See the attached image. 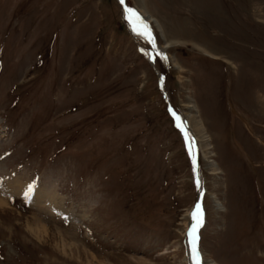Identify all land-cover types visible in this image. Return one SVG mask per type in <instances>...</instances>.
I'll use <instances>...</instances> for the list:
<instances>
[{"label":"rangeland","instance_id":"374dc122","mask_svg":"<svg viewBox=\"0 0 264 264\" xmlns=\"http://www.w3.org/2000/svg\"><path fill=\"white\" fill-rule=\"evenodd\" d=\"M0 167V264H264V0H0Z\"/></svg>","mask_w":264,"mask_h":264},{"label":"bare ground","instance_id":"6f19581e","mask_svg":"<svg viewBox=\"0 0 264 264\" xmlns=\"http://www.w3.org/2000/svg\"><path fill=\"white\" fill-rule=\"evenodd\" d=\"M147 17L150 20V22H156L153 19V17H151L149 15ZM168 47H169L168 44H166L162 49H166ZM0 169H1V167H0ZM8 186L10 187L9 188L10 191H12L13 193H15L17 195L23 196V195H29L30 194L29 188L24 186V184H22L20 181L13 180V183L9 184ZM51 191H52V185H50V184H44L43 186L39 187L35 193V201L39 202L40 204L50 203L52 205V203H54V200H55V195H52ZM6 208H7V206H6L5 202L2 199H0V211L5 210ZM39 224H41L40 221L35 219V221L26 224V230L32 236L36 237L37 239L42 240V239H44L43 236L46 235L47 233L43 229L44 227L39 226ZM60 244H61V246L59 244L58 245L62 249H65L66 247H72V246L77 247L76 245H70V244H69L70 246H68L63 242H60ZM187 249L188 250H187V256L185 258V264H191L189 237H188Z\"/></svg>","mask_w":264,"mask_h":264},{"label":"snow or ice","instance_id":"6c2138e0","mask_svg":"<svg viewBox=\"0 0 264 264\" xmlns=\"http://www.w3.org/2000/svg\"><path fill=\"white\" fill-rule=\"evenodd\" d=\"M120 3L124 5L125 0H120ZM125 12L131 14L132 16H135V18L140 22L142 31L139 32L140 35H147L149 38L151 37V33L148 29L147 24H144L143 21L140 19L138 14L135 13V11L129 7H125ZM173 115H175L173 113ZM180 125H178L179 127ZM181 131H183V128H181ZM193 170H195V160L193 159ZM29 191H31V186H29ZM191 217L193 220L192 226L188 229L187 235L189 237V245H190V258H191V264H201L200 262V254L197 247V229L202 224V211L200 208L199 203L196 205V210L191 213Z\"/></svg>","mask_w":264,"mask_h":264},{"label":"water","instance_id":"95a60500","mask_svg":"<svg viewBox=\"0 0 264 264\" xmlns=\"http://www.w3.org/2000/svg\"><path fill=\"white\" fill-rule=\"evenodd\" d=\"M190 137H191V135H190ZM194 210H196V208L194 209ZM199 228V227H198ZM198 230V229H197ZM200 254V253H199ZM200 261H201V256H200Z\"/></svg>","mask_w":264,"mask_h":264}]
</instances>
